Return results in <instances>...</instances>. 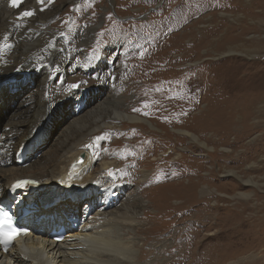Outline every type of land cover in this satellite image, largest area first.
Listing matches in <instances>:
<instances>
[{
	"label": "rangeland",
	"instance_id": "rangeland-1",
	"mask_svg": "<svg viewBox=\"0 0 264 264\" xmlns=\"http://www.w3.org/2000/svg\"><path fill=\"white\" fill-rule=\"evenodd\" d=\"M51 3L55 13L49 28L57 30L61 36L65 34L63 38L69 35V27L75 20L78 21V30L81 29L79 33L91 28L94 30L91 37L83 41V54L71 53L69 63L64 65L65 83L77 91L79 87L86 89L79 99L68 100L69 102L56 109L40 133L33 134V137L36 136V154H32L33 157L30 156L27 162L43 164L49 157L54 158L61 138L70 132L71 129L68 128L72 127L70 124L75 118H79V122L87 123L89 116L97 108H101L103 115L112 117L107 110L119 101V104L124 106L122 110L143 117L159 130L145 126L144 131H140L136 125L117 122L109 130L113 136L106 144L108 155L98 154L103 138L108 140V129L93 132L90 135L91 140L86 142L97 146L98 160L93 166L94 170L102 163H115L123 175V181L127 180V183L123 182V194L118 199L135 196L143 202V207L136 209L138 213L135 225L122 222L112 223L108 227L120 237L133 238L130 250L136 258H140L139 263L144 261L140 252L147 253L148 261L157 257V260L163 259L162 252L156 250V246L146 244L153 243L152 240L156 237L153 234L161 231L166 225L162 223L163 219L159 214L167 210L166 214L169 215L187 207H194L198 216L195 215L197 229L193 244L196 250L204 251L209 258L207 262L203 259L204 264H264V148L259 150L264 147V0H96L93 3L80 0L75 7H71L72 4L66 0H52ZM42 4L46 5L43 0ZM219 13H225V17L218 15ZM206 17L209 19L206 20ZM147 36L151 39H147ZM161 37L166 39L163 46L157 45ZM105 44V47H101ZM69 45L76 46L73 43ZM138 46L143 48L145 53L135 49ZM108 50L114 54L119 50L127 51L126 58L134 55L129 65L127 59L122 62L117 60L112 64V72L117 82L110 81L105 75L99 77L98 71L104 74L105 70V64L99 63L102 59L100 53ZM230 50L233 52H228ZM153 51H156L155 56L149 58V52ZM164 57L169 60L166 61L165 70L162 68V72L153 74L155 68L160 70L159 62ZM74 59L80 61L76 64ZM95 63L96 68L89 70ZM144 81H162V86H153L152 92L151 88L144 87ZM168 81L167 85L174 86L173 98H176L173 93L185 95L187 100L193 95L194 100L200 103L199 109L182 124H172V120L167 118L165 121V118L161 117L165 114H158L160 110L158 115H153V119L145 112L148 108L139 107L140 100L147 96V93L156 95V88L162 94L167 92L169 88L163 86ZM37 82L38 77L35 74L20 76L10 83L8 88L13 85L21 86L22 93L16 101L22 102L27 90L35 88ZM200 97L201 100L198 101ZM152 100L156 102L158 98L153 97ZM226 104L230 108L235 105L241 112L244 105H250V117L244 122L250 131L244 142L237 144L231 160L227 159L229 156L224 148H228L225 142L233 143V135L228 139L221 132L214 135L206 131L204 136H201L202 132H198L200 138L210 137L212 140L209 145L214 149L209 150V155L198 150L191 153L186 149L187 141L179 143L178 130L187 127L191 122L197 130H203L205 127L209 129L210 122L204 118L206 112L210 115L213 113L212 117L221 120L225 115ZM76 111L78 114H75ZM13 113V109H9L7 113L0 115V127ZM131 128L134 133H131ZM153 132L157 133V142ZM130 136H133L130 141L135 142V150L129 146ZM257 138L260 139V144H256L254 148L256 154L253 155L252 152L246 159L244 156L240 157V153L244 151L242 146L252 144ZM146 142L152 148L153 143L156 144L157 152L147 154ZM174 146L178 149V156L171 154L157 165L152 161L169 153ZM75 152L76 150L69 152L66 158L69 159ZM180 154L187 155L184 161H189V166L177 162ZM169 165L173 167L164 168ZM225 167L236 172L240 178H250L258 185L257 188L239 186L240 192L252 194L248 200L225 199V196L234 193L231 188L235 184L239 185L233 177L222 174ZM193 171L197 172L196 176L191 174ZM144 172L146 178H142ZM211 173L216 175V179L210 184L214 196H204L181 205L171 204L169 207V199L173 198L172 195H175L180 186L187 185L188 178L193 181L206 179L212 176ZM150 179L152 181L149 186L138 185L141 181ZM118 181L120 182L119 179ZM177 182H180V185ZM163 186H169V189L167 187L166 190ZM4 189L5 187L2 188ZM139 192H143L142 195ZM221 198L223 201L218 200ZM85 204V200L79 202V214ZM106 210L107 214L120 216L125 212L119 204L111 205ZM73 229L74 232L77 231ZM145 245L147 248L143 249Z\"/></svg>",
	"mask_w": 264,
	"mask_h": 264
},
{
	"label": "bare ground",
	"instance_id": "bare-ground-1",
	"mask_svg": "<svg viewBox=\"0 0 264 264\" xmlns=\"http://www.w3.org/2000/svg\"><path fill=\"white\" fill-rule=\"evenodd\" d=\"M43 1L46 5L42 4V0H0V74L4 79V86L0 89V115L7 113L9 109L14 111L13 115L0 127V199L5 197L16 181L28 180L31 182V185H26L23 189V193L29 195V199L24 198L23 203L30 206L27 210L26 220L31 227V234L17 241L7 253L0 251V264H138L140 258H136L130 250L133 238L129 236L120 237L118 233L114 234L115 232L108 227L112 223L119 224L122 222L135 225V217L138 213L136 209L142 208L143 202L135 196L129 199H118L123 194L122 187L105 189L107 186L111 187L110 178L117 175L118 168H116L115 163H102L97 167V170H94L93 166L97 162L94 159L98 158L97 146L86 141L91 140L90 135L93 132L103 128L109 131L117 122L136 125L140 131H144L145 126L152 130H159L158 128L143 117L122 110L124 106L117 101L112 108L107 110L108 113L112 114V117L103 115L100 112L101 108H97L89 116L87 123L79 122L80 119L75 118L70 124L72 127L68 128L71 129L70 132L61 138L55 157H49L46 163L35 164L33 162L29 164L27 162L24 166L15 163V153L24 145L30 149L27 160L30 156L33 157L32 154L37 149L34 147L36 136L33 137V134L40 133L51 120L53 112L69 102L68 100L79 99L81 92L72 89L64 81V65L69 63L71 53L83 54V41L90 38L94 31L91 28L79 33L81 29L78 30V26L77 30L74 29L75 31L70 29L69 35L63 38L57 30L49 28V23L53 20L55 13L52 0ZM66 1L72 4L71 7H75L80 0ZM218 15L225 17V13ZM4 37L7 39L3 41ZM70 43L76 44V46H70ZM32 74L38 77L37 85L35 88L27 90L22 102H17L18 96L22 93L21 86L13 85L10 88L8 86L20 76ZM249 106V104L244 105L241 112L235 105L230 108L226 104L225 115L221 120L218 117H212V111H210L211 115L206 112L204 118L210 122L209 129L204 126L205 129L197 130L191 122L187 127L178 130L180 134L177 140L179 143L187 141L186 149L191 153L198 150L209 155V150L214 149L213 146L209 145L212 140L210 137L200 138L197 135L198 132H202L201 136H204L206 131L212 132L214 135L221 132L228 139L233 135V143L225 142L228 148H224L229 156L227 159L231 160L230 157L236 151L237 144L242 143L241 141L244 142L250 131V128L244 125V122L250 117ZM75 114H78V111ZM217 125L219 126L216 127ZM153 134L156 135L154 138L157 142V133L153 132ZM257 139L252 144L242 146L244 151L240 153V157L244 156L246 159L252 152L253 155L256 154L254 148L256 144H260V139ZM147 147V154L157 152L155 150L156 144L153 143L152 148L147 143ZM263 148L261 147L259 150ZM74 150L76 152L69 159L66 158V155ZM91 151L93 156H91ZM82 153L85 154L84 160L80 158ZM171 154L178 156L176 146L172 147L169 153L162 155L160 159H152V161L156 165L161 164L165 161V157ZM185 157L187 155L180 154L177 162L189 166L190 162L184 161ZM172 167L173 165H169L164 168L171 169ZM165 174H167L166 171ZM191 174L196 176L197 172L193 171ZM222 174L233 177L239 183V185L235 184L231 188L235 194L225 196V199L248 200L252 194L240 192L239 186L258 187L252 179L240 178L236 172L228 170L226 167ZM142 176V178L147 177L145 172ZM215 179L216 175L206 179L200 178L196 181L188 178L187 185L183 184L185 187L180 186L181 188L175 191V195H172L173 198L169 199V207L171 204L191 203V201L201 197L212 195L214 192L211 191L210 184ZM166 180L168 179H164V181ZM150 181L152 180L141 181L142 183H138V185L146 187ZM120 182L127 183V180L122 181L121 178ZM177 184L180 185V182ZM4 187L5 189L2 190ZM167 187L169 189V186ZM167 187L163 186L162 188L167 190ZM112 192L117 194V198L111 199ZM142 193L139 192L141 195ZM68 195H72V197H68ZM22 197L19 198L21 201ZM95 199L97 203H95ZM83 200L86 201V204L79 214L77 211L78 204ZM218 200L223 201L222 198ZM115 204H119L125 211L122 216L114 213L107 214L106 209ZM203 206H205L204 203ZM67 218L77 220L73 222H78L77 226L74 227L77 231L74 232L72 229L61 243L53 242L48 238L49 233L53 229H57V226L67 227ZM68 226L70 227L71 224ZM141 253L144 258L143 261L146 259L147 253ZM157 258L148 261L150 263L147 264H155L154 261ZM141 263L143 264V262ZM189 264H192V261Z\"/></svg>",
	"mask_w": 264,
	"mask_h": 264
},
{
	"label": "built area",
	"instance_id": "built-area-1",
	"mask_svg": "<svg viewBox=\"0 0 264 264\" xmlns=\"http://www.w3.org/2000/svg\"><path fill=\"white\" fill-rule=\"evenodd\" d=\"M150 37L147 36V39ZM151 39V38H150ZM163 37L158 39L157 45L163 46L166 41ZM142 51H145L142 48ZM156 51L149 52V58L155 56ZM132 57V56H131ZM129 57L128 65L131 63L132 59ZM134 57V56H133ZM170 59V58H169ZM162 61L159 62L160 70L155 68L154 73L162 72V68L165 70L167 58L161 59ZM125 61V60H123ZM169 61V60H168ZM122 62V61H120ZM163 70V71H164ZM117 81V80H116ZM140 82V80H138ZM162 81L156 82H149L144 81L146 89L151 88L153 92V86H162ZM168 82L163 87L169 88L167 92L161 93V91L157 90L156 88V95H150L147 93V96H144L142 100H140L139 107H146L148 108L146 113L149 114L148 117L154 119L153 115H158L160 113H164L165 116H161L167 119L172 120V124H182L192 113L197 111L200 107V103L196 102L193 98V95L190 99H186L185 95H175L176 98L172 97V92L174 91V86L167 85ZM137 86V85H136ZM138 90V86H137ZM145 95V94H144ZM157 97L158 101H153L152 98ZM200 101L201 97L198 98ZM136 103V102H135ZM156 105V106H155ZM153 106V107H152ZM157 108L155 111L152 108ZM153 110V111H152ZM160 110V112H159ZM159 112V113H158ZM158 113V114H157ZM147 117V118H148ZM167 118V119H166ZM167 210L163 213L159 214L162 216L163 219L162 223L166 224L165 227L159 231L155 232L153 235H156L154 238L153 243L148 242L146 244H152L157 247L156 250H160L162 252L161 260H155V264H189L192 261V264H204V260L207 262L209 261L208 257L204 253V251L199 252L194 247V238H195V231L196 227V217L198 211L194 209V207H187L179 211L172 212L171 214H166ZM169 213V212H168ZM145 243V242H144ZM147 246L145 245L143 249H146ZM205 254V256L203 255ZM178 255H180L178 257ZM159 256V255H158ZM207 258V259H206ZM204 259V260H203ZM143 263H148V260L145 259Z\"/></svg>",
	"mask_w": 264,
	"mask_h": 264
},
{
	"label": "water",
	"instance_id": "water-1",
	"mask_svg": "<svg viewBox=\"0 0 264 264\" xmlns=\"http://www.w3.org/2000/svg\"><path fill=\"white\" fill-rule=\"evenodd\" d=\"M4 82V79L3 78H0V88L2 87V83Z\"/></svg>",
	"mask_w": 264,
	"mask_h": 264
}]
</instances>
